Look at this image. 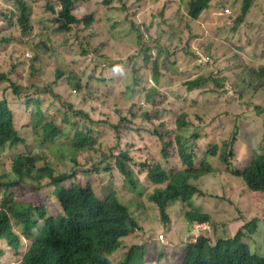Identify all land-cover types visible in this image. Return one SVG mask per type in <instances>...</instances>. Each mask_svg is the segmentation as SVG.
I'll return each mask as SVG.
<instances>
[{"label": "trees", "instance_id": "obj_1", "mask_svg": "<svg viewBox=\"0 0 264 264\" xmlns=\"http://www.w3.org/2000/svg\"><path fill=\"white\" fill-rule=\"evenodd\" d=\"M12 1L14 22L0 0V30L7 29L0 67V263L264 264V155L254 154L246 167L232 171L249 206L261 212L239 228L242 206L233 198V184L216 178L218 166L229 167L258 139L240 136L242 115L229 108L232 95L224 85L233 66L248 80L243 97L251 100L264 88V57L252 46L264 28L255 21L264 18L249 14L259 0H217L227 15L211 0H190L187 15L193 23L184 59L190 65L205 55L207 60L173 83L163 55L185 30L181 3ZM31 13L39 16L35 31ZM13 42L19 48L8 49ZM127 75L138 83L127 88ZM212 92L225 96L227 110L214 108ZM255 109L264 120V108ZM127 118L135 122L131 155L126 150L114 156V175L133 192L141 191L133 169L160 151L147 166L152 188L146 200L164 225L171 213L184 219L166 244L134 248L139 259L112 224L122 194L116 176L105 179L93 171L107 166L101 131L112 132L98 126ZM13 148L20 151L5 155ZM133 149L146 152L142 164ZM168 154L176 158L173 164ZM195 195L200 197L193 202ZM176 202L180 206L166 209ZM200 202L207 213L189 209ZM176 245L178 260H167ZM151 251L155 258H149Z\"/></svg>", "mask_w": 264, "mask_h": 264}, {"label": "rangeland", "instance_id": "obj_2", "mask_svg": "<svg viewBox=\"0 0 264 264\" xmlns=\"http://www.w3.org/2000/svg\"><path fill=\"white\" fill-rule=\"evenodd\" d=\"M180 3L183 7V11L187 10L188 0H183ZM13 4L14 2L12 0H3V5H4L3 10H5L7 14V19L10 22L16 21L17 8L12 7L14 11L10 9V7L13 6ZM215 6L218 7L220 12L222 13V11L224 10L223 5L219 3L218 1H216ZM250 8L251 10L249 14L251 15V18H255V16L264 18V0H259V5L255 6L254 8L252 7V4H251ZM183 19L187 20V18L184 15H183ZM38 21H39V16L36 13H31L29 25L32 26L34 31L38 27ZM255 22L260 24V27L262 28L264 21L256 20ZM184 24H185V30H183L182 28L180 29L179 37L173 43L172 48L173 50H176V48H179L180 50H183L186 53L187 46H188L187 45V35L189 34L188 33L189 25L187 22H184ZM5 31H7V29ZM5 31L0 30V67L3 66L5 58H6V54H7L6 45L3 43V39L6 34ZM263 32H264V28L257 31L258 36L255 37L257 44L252 45V46L255 48L258 54L264 57V33ZM250 44H252V42ZM15 48H19V44H17L16 42H13L8 46V49L13 50ZM88 48L91 49L90 47ZM256 63L258 64L257 61ZM163 66L165 65L163 64ZM49 69L51 70L50 67ZM165 71H167L168 73L170 83L176 82L179 79H187L192 75L191 69L180 70L177 67H171V68L165 67ZM47 80H49V78H47ZM24 82L26 83V81ZM133 82L137 84L138 80H132L130 77H128L127 88L132 87ZM246 82H248V80L247 78H245V73L242 71L241 67L232 66V68L228 70L227 72L224 86L226 87V90L228 91V93L232 95L229 108H235L242 115V117L239 120V126L241 129L240 136L244 138H251V137H255L258 135V139L246 145L245 152L240 157H237L236 159H234L229 167L222 165V166H218L216 169V176H217L216 178H219V182L221 184H224V183L233 184V189H232L233 198L237 200L242 206V209L240 210V215H241L240 219L242 221L238 224V228L241 224L247 223L252 218H256V216H259L261 214V212H259L258 210H254L253 208L249 206V204L246 201V198L242 194V190L239 187L240 181L237 179H233V175H232V171L237 170V169H243L244 167H246L248 163L251 161V159L253 158L254 154L264 155V120L262 118H258L257 115L255 114L257 112V110L255 109L256 106H260L264 108V88H260V90L257 91L256 97L249 100L247 97H243L245 93ZM221 89H223V87L218 89V91H220ZM214 96H216V98H214ZM209 98L212 100V103L215 109H218L220 111H224L228 109V107L225 104L229 103V101L225 99V96L212 92ZM13 104H16V102H13ZM134 125H135L134 119L127 118L126 122H121L120 124H110V125H99L98 126V129H105L107 127H111L112 132L111 131H101V137H102L101 146H103L104 148L105 156L103 157L107 161V166L105 165L95 166L93 168V171H95L100 176L104 177L105 179L108 178L109 173H112L113 177L116 176L117 183L119 184L118 186L122 191V194L118 197L120 198L121 201L129 205L132 211V215L135 218L142 221L141 223L143 224L144 229L146 230L147 238L144 242V245L147 242H150L151 244L147 245V247L154 246L153 243H157L155 240L158 239L157 237L160 234L162 235L161 242L166 244L168 240L173 238L171 236L173 235L175 236L177 231L183 227V223H179L176 227L173 226L177 223V218L179 217V214L171 213V215L175 217L172 219V227L174 231L172 233H169L168 226L164 225L161 222L156 212L153 210L152 206L146 200L145 193L151 190L152 185L146 180L144 168L140 166V167L133 169L135 179L136 180L140 179V183L143 186V189L141 191H136V192H133L132 188L124 185V182L121 181L122 177L119 174L114 175L113 173L114 170L112 169L113 168L112 164L114 162V154L119 152V150H123V151L128 150V153L131 155V150L128 149L129 148L128 145L132 141V137L134 136L133 133L131 134V130ZM61 128L64 133L71 132L69 127H65L61 125ZM116 134L121 138L122 144L118 142ZM261 138H263V141L260 143ZM116 143H118L117 148L112 149L111 151H107L108 147L115 146ZM106 144H109V145H106ZM19 151H20L19 148H13L11 150H8L5 155L12 154V153H18ZM132 152L139 155L140 164H142L145 158L144 153L141 151H137L135 149H133ZM154 152H155V155H154L155 157L157 151L154 150ZM154 157L149 158L148 161L153 162ZM174 158L175 157H173L169 161L171 164L175 162ZM65 161L66 160L61 161V163H65ZM136 162L138 163L137 160ZM85 166H87V164ZM0 171H3L2 167L0 168ZM2 196H3L2 193H0V201L2 199ZM10 197L16 198L14 195H11ZM189 209H195L200 212L207 213L208 206L207 207L204 206L203 202H200L198 204L193 203V205L190 206ZM261 220H264V214L261 216ZM263 228H264V222H260V230ZM168 234H172V235L168 237ZM255 237L256 236H254V238ZM137 238L138 236L132 237L125 241V243H127L131 247L132 253L136 257L138 256L133 252V250L134 248L138 246L136 245L138 243ZM161 242L160 244H162ZM27 246L28 245L23 246V250L21 251L20 256L23 254ZM180 253H181V246L176 245L174 248V253L166 254V259L175 262L178 260ZM261 253L264 254V246L261 249ZM150 254L152 255L149 256V258H155V253L153 251H151ZM0 264H4L3 260H1Z\"/></svg>", "mask_w": 264, "mask_h": 264}, {"label": "clouds", "instance_id": "obj_3", "mask_svg": "<svg viewBox=\"0 0 264 264\" xmlns=\"http://www.w3.org/2000/svg\"><path fill=\"white\" fill-rule=\"evenodd\" d=\"M172 1L180 3L183 0H172ZM189 1L190 0H188V3H189ZM211 1L215 5L217 0H211ZM188 3H187V10H185L186 13L184 14V16L187 18V20H184V22H187L189 27H190L192 25V23H193V20H191L188 17V15H187V13H188ZM228 13L229 12L226 9H224L222 11L223 15H227ZM175 52L178 53L176 50H173L172 47L168 48V50L166 52H164V55H163V64L165 65V66H163L164 68L165 67H167V68L177 67L180 70H186V69H191L192 67L197 66L198 64H202L203 62H205L207 60L206 58H204L205 56H203V57L199 58L197 60V62H195L194 64L190 65L188 60L184 59L185 58V52L183 50H181V54L180 53L175 54ZM127 77H129V76L127 75ZM119 151H123V150H119ZM143 153H144V156H145L146 152H143ZM116 154H118V152L115 153L114 156ZM157 156H161L160 151H157L156 156L154 157V160H155V158ZM172 158L173 157H171V155L168 154V158L167 159L170 161ZM174 159H176V158H174ZM153 162L148 161L146 166L143 167L144 170H145L144 171L145 174L147 172V166H152ZM112 167H113L114 171H118L115 168V166H114V162L112 164ZM158 187H163V185H159ZM198 197H200V196H196V195L193 196L192 201L195 202L196 199H198ZM117 199L119 200V203H118L117 207L115 208V210L113 212L112 224L117 228V230L120 233V235L123 236V240L124 241H126V240H128V239H130L132 237H137L138 236V238H137L138 243L136 245H138V246L144 245V242H145L147 236H146V230L144 229V226L141 223L142 221L137 219V218H135L132 215V211H131L129 205H127L126 203L121 201L118 196H117ZM176 205L180 206V204L178 202H176V203H173V204H168L166 209L168 207H172V206H176ZM168 217H169L170 224H168L167 226H168L169 233H172L174 231L173 227H172V219L175 218V217L172 216L171 214H168ZM183 222H184V219L179 215V217L177 218V223L175 225H173V226L176 227L179 223H183ZM181 229H179L177 231V233L180 232ZM157 238L158 239L155 240L157 243H153L154 246H157V244H160L161 239H162V235L161 234L158 235ZM188 243L183 244L184 247ZM150 244H151L150 242H147L145 244V246L150 245ZM8 264H15V263L13 261H10Z\"/></svg>", "mask_w": 264, "mask_h": 264}]
</instances>
